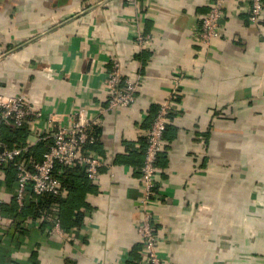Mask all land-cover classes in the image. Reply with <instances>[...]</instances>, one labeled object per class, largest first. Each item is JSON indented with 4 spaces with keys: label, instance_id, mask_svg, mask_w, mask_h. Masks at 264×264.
<instances>
[{
    "label": "crops",
    "instance_id": "0c3cea01",
    "mask_svg": "<svg viewBox=\"0 0 264 264\" xmlns=\"http://www.w3.org/2000/svg\"><path fill=\"white\" fill-rule=\"evenodd\" d=\"M209 8L210 0H0V93H25L48 126L38 140L31 119L22 145L47 146L83 109L97 131L89 149L105 160L98 181L79 189L85 204L34 218L20 216L18 184L9 190L1 172L0 264H136L148 132L178 78L183 94L158 160L159 251L168 264H264V13L255 24L250 0H226L221 36L204 44ZM138 20L152 36L145 48L133 36ZM114 59L142 80L134 104L108 109ZM65 190L66 200L77 195ZM78 211L84 219L73 225Z\"/></svg>",
    "mask_w": 264,
    "mask_h": 264
},
{
    "label": "built area",
    "instance_id": "2783aa9c",
    "mask_svg": "<svg viewBox=\"0 0 264 264\" xmlns=\"http://www.w3.org/2000/svg\"><path fill=\"white\" fill-rule=\"evenodd\" d=\"M225 4L226 0H210L209 11L202 19L199 36L201 43L211 44L221 36ZM263 13L264 0H250L251 20L255 24L261 20ZM133 26H135L133 36L137 45L140 48L147 47L151 43L152 36L145 33L139 20ZM141 80L140 73L124 74L120 61L114 59L105 80L106 88L110 93L108 109L134 104ZM182 94L178 78L171 92L159 105L148 132L141 176L143 193L139 199L142 215L137 228L142 249L136 264H168L159 251L160 233L153 208L158 196L159 156L164 147L170 115L176 109ZM86 113V110L80 109L77 114L75 113L76 119L72 124L61 125L55 130L52 134L53 141L44 152L42 159L29 164L26 153L30 147L28 145L8 147L3 140V126L12 123L14 126L24 127L31 119L38 120L36 127L43 131L38 140L46 139L48 136L44 131L48 130V126L45 127L42 123L46 119L44 112L36 108L25 93H0V173L6 171L3 164L15 162L18 177L17 201L20 207L24 205L27 191H32L37 196L46 193L66 195L60 176L61 170L65 168L83 164L88 180L98 181L105 160L99 153L89 149L90 144L96 141V136L92 133ZM3 203L4 200L0 195V226L4 219ZM52 230L60 234L64 233L59 220H56Z\"/></svg>",
    "mask_w": 264,
    "mask_h": 264
},
{
    "label": "trees",
    "instance_id": "16d2710c",
    "mask_svg": "<svg viewBox=\"0 0 264 264\" xmlns=\"http://www.w3.org/2000/svg\"><path fill=\"white\" fill-rule=\"evenodd\" d=\"M97 133V131H95ZM92 131V133H95ZM24 127H18L11 124H5L3 126V140L5 144L8 147H15V146H22L24 143L26 137ZM94 143L90 144L93 145ZM50 144H47V146L44 145V143H40L38 146H36L34 149H29L26 153V157H30L36 161H39L42 159L44 152L49 148ZM82 164L76 165L74 167L65 168L61 170L60 176L63 180V184L65 188H70V190L74 191L77 195L73 197L70 200H66V198H63L62 196L46 193L44 195L37 196L33 193L34 196H31L29 200L26 199L24 201V205L20 207V216H31V217H39L41 215L50 216L53 215L55 212L52 213L51 206L53 205H59L62 209V206L64 207V210H68L67 208L69 206H74L73 209L76 207H79L82 204H85L84 202H81L79 197V189H83L86 185L88 186V189L90 188V184L87 182L88 178L85 174H83L86 179L85 180H79V175H77V171L79 173L83 171ZM2 167V166H1ZM3 168L8 172L7 173V179H8V187L9 190H13L15 185L18 184V177H17V168L14 161L8 162L6 164H3ZM60 168V167H59ZM74 175L76 177H74ZM81 174V177H83ZM75 178V179H74ZM89 181V180H88ZM18 187V186H17ZM17 194V192H16ZM39 197L38 201L35 202L34 198ZM34 197V198H33ZM37 199V198H36ZM14 204L17 206V204L14 202ZM19 206V204H18ZM84 219V213L82 211L78 212H72L70 215V223H73V225H79L82 223V220ZM71 226V225H70Z\"/></svg>",
    "mask_w": 264,
    "mask_h": 264
}]
</instances>
